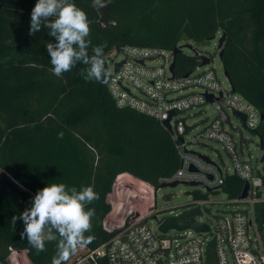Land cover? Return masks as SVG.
I'll list each match as a JSON object with an SVG mask.
<instances>
[{
	"label": "trees",
	"instance_id": "obj_1",
	"mask_svg": "<svg viewBox=\"0 0 264 264\" xmlns=\"http://www.w3.org/2000/svg\"><path fill=\"white\" fill-rule=\"evenodd\" d=\"M73 2L91 21L90 55L92 47L102 46L109 70L108 54L126 45L174 51L184 33L197 42L226 33L221 60L228 79L264 116V0H111L104 8L94 7L93 0ZM36 3L0 0V262L9 264L15 249L27 251L32 264H52L58 242L46 243L38 254L21 237L23 221L14 224L12 217L32 206L38 190L64 183L78 191L92 186L99 194L87 206L95 216L85 237L93 239L65 262L74 264L115 233L105 227L115 179L114 190L123 187L128 174L158 190L162 179L176 173L180 156L171 132L156 118L117 106L111 76L106 84L86 81L83 64L61 77L53 74L46 45L57 41L43 25L29 34ZM201 63L200 54L180 51L174 74L184 77ZM257 131L264 139V118ZM243 185L231 176L223 190L236 198ZM197 209L174 218L188 224ZM256 217L264 235V201L257 204Z\"/></svg>",
	"mask_w": 264,
	"mask_h": 264
},
{
	"label": "built area",
	"instance_id": "obj_2",
	"mask_svg": "<svg viewBox=\"0 0 264 264\" xmlns=\"http://www.w3.org/2000/svg\"><path fill=\"white\" fill-rule=\"evenodd\" d=\"M110 53L109 90L118 107L134 108L156 118L162 125L174 112L170 132L180 156V166L172 177L162 179L163 183H194L208 193H215L223 190L229 177L237 176L244 182L243 189L246 183L249 188L246 197H242V189L234 198V203H241L245 208L228 213L212 214L207 207L208 199L198 202L203 219L196 217L195 220L209 226V230L201 232L191 228L161 232V223L174 216L160 218L154 203L147 215L134 213L125 219L114 227L112 232L115 233L108 241L79 256L74 264H231L230 257L234 264H264V235L256 217V206L264 201V175L252 156L249 159L244 156L245 138L238 139L228 127L237 129L232 117L240 112L246 116L245 123L238 116L242 128L257 130L262 122L260 110L235 91L230 81L226 86L215 67L207 66L211 58L206 66L200 65L188 75L177 77L171 70L173 50L126 45ZM202 67L205 69L200 70ZM173 94L176 95L170 97ZM209 94L213 101H209ZM207 103H212L215 116L206 117L201 127L189 123L184 115L193 116L196 113L191 110ZM209 140L222 145L231 157L230 165L224 160L219 164L209 155L191 148L209 145ZM219 156H222L220 152ZM260 163L264 167L261 160ZM146 184L154 199L158 190ZM154 215L158 216L155 226L149 221ZM171 231H179V234L170 235ZM11 250L9 263L20 252Z\"/></svg>",
	"mask_w": 264,
	"mask_h": 264
},
{
	"label": "clouds",
	"instance_id": "obj_3",
	"mask_svg": "<svg viewBox=\"0 0 264 264\" xmlns=\"http://www.w3.org/2000/svg\"><path fill=\"white\" fill-rule=\"evenodd\" d=\"M111 0H93V6L104 8ZM90 24L85 11L73 0H37L31 12L29 34L34 35L42 25L49 29V36L57 41L47 43L53 74L61 77L77 64L88 66L81 71L86 81L106 84L111 72L105 66L102 46L91 47ZM63 133L58 134V139ZM99 199L92 186L69 187L64 183H51L38 190L32 206L12 220H22L24 231L21 237L40 252L46 251V243L57 241V255L52 264H65L78 248L89 244L93 237H85L92 229L94 208L88 205Z\"/></svg>",
	"mask_w": 264,
	"mask_h": 264
},
{
	"label": "rangeland",
	"instance_id": "obj_4",
	"mask_svg": "<svg viewBox=\"0 0 264 264\" xmlns=\"http://www.w3.org/2000/svg\"><path fill=\"white\" fill-rule=\"evenodd\" d=\"M220 36L221 33L218 34L217 37L204 42H197L194 40H181L178 46H182L183 52L188 55H194L195 51H198L200 55H206L209 57L214 56L211 64L207 66L215 67L222 81L225 83L226 86H229L230 83L224 73V66L219 56L218 40ZM186 44L191 45L193 48L187 47ZM203 69H205V67H202L200 70ZM197 90L202 91L201 88H198ZM134 91L137 94L139 93L135 88ZM175 95L176 94L170 95V97H173ZM191 112H194L196 114L190 117L187 114L184 116L187 117L189 123H197L199 127H201V124H203L202 122L204 121V119H206V117H209L211 119L216 114L212 103H207L204 106L197 107L191 110ZM232 120L237 129H234L231 127V125H228L229 129L233 130L235 136L238 139H241L242 137L245 138L244 156L248 159L250 158V156H252L253 162L264 175V167L260 163V160L263 156V151L261 150L259 145V136L246 128H242L243 124L238 116H233ZM207 143L209 145H193L191 148L193 150H198L209 155L213 158L214 161L219 164L222 163V160H224L227 165H230L232 163L231 157L223 149L222 145L219 142L209 140L207 141ZM219 152L222 156H219ZM124 179L125 184L122 188L117 190H114V181L112 191L107 196L108 201L112 204V211L108 215L107 219L108 222H110L115 227L123 223L125 219H128L134 213H140V215H147L151 211L154 203L156 205V213L160 218L167 216L178 217L181 213L185 212L186 210L198 208L197 210H199V212L196 217L199 219H203V213L201 212V209L197 206V203L205 199L209 200L207 207L212 214L228 213L231 210L237 208H245V205L241 203H234L235 199L231 198L229 194L224 190L215 193H208L207 190L202 187H196L194 185L184 183L178 184L174 187L166 186L164 188H159L153 199L151 188L146 183L132 177L129 174L126 175ZM141 189L148 190V192L143 193ZM149 221L153 226L156 225L155 219L149 218ZM178 223L180 225H186V221L180 220ZM169 234L175 236L179 234V231H171ZM229 259L230 263L234 264L232 258L230 257ZM0 264L4 263L0 262ZM9 264L32 263L30 262V260H28V256L27 254H25V252H18V254L15 255V258Z\"/></svg>",
	"mask_w": 264,
	"mask_h": 264
},
{
	"label": "water",
	"instance_id": "obj_5",
	"mask_svg": "<svg viewBox=\"0 0 264 264\" xmlns=\"http://www.w3.org/2000/svg\"><path fill=\"white\" fill-rule=\"evenodd\" d=\"M104 20H105V19L102 18V22H103ZM102 24H103V23H101V26H102ZM225 39H226V33H222L221 36H220V38H219V40H218V50H219V56H220L221 59H222V57H223V55H224L223 44H224V42H225ZM181 40H182V41H188V40H190V37H189L186 33H184V34L182 35V37H181ZM186 46H187V47H190V48H193V47H192L191 45H189V44H186ZM182 49H183L182 46H177V47L174 49V62H173V64H172V66H171V70H172L173 72H174V66H175V56H176V54L179 53L180 51H183ZM195 54H199V52H198V51H195ZM201 59H202V63H201V65H206V64H209V63H210V57H209V56L201 55ZM107 61L109 62L110 59L107 58ZM121 64H122V62L117 63V65H116V71L119 70ZM225 74H226L227 77H229L227 71H225ZM207 97H208L209 101H213V96H212V95L209 94V95H207ZM236 114H237V115L240 117V119L245 123V121H246V116H245L244 114L240 113V112H236ZM173 115H174V112L171 113V116L169 117L168 120L164 121V125H165V127H166L169 131H172V127H171V125H170V120H171V118H172ZM263 118H264V116L262 115V119H263ZM252 132L259 136V139H260V148H261V150L263 151V156H262V158H261V161L263 162V161H264V139H263L262 136L258 133L257 130H253ZM178 184H181V182H180V181H175V182H165V183H162V184L160 185L159 188H164V187H166V186L174 187V186H177ZM187 184H189V185H194V183H187ZM248 188H249V184L246 183L245 186H244L243 192H242V197H246V196H247ZM153 219L158 220V216H157V215H154V216H153ZM105 227H106L107 230H109V231L112 232L115 226L112 225L110 222H108V219H106V221H105ZM115 228H117V227H115ZM174 228H175V229H178V230H185V229L191 228V229H194V230H196V231H200V232H201V231L209 230V226H208L207 224H205V223H202V222H199V221L194 220V221H192V222H190V223H188V224H186V225H180V224L176 221L175 218H174V219H166V220H164V221L161 223L160 227H159L160 231L163 232V233H167L169 230L174 229Z\"/></svg>",
	"mask_w": 264,
	"mask_h": 264
},
{
	"label": "crops",
	"instance_id": "obj_6",
	"mask_svg": "<svg viewBox=\"0 0 264 264\" xmlns=\"http://www.w3.org/2000/svg\"><path fill=\"white\" fill-rule=\"evenodd\" d=\"M132 176V175H131ZM132 177H134V176H132ZM135 178V177H134ZM137 179V178H136ZM139 180V179H138Z\"/></svg>",
	"mask_w": 264,
	"mask_h": 264
}]
</instances>
